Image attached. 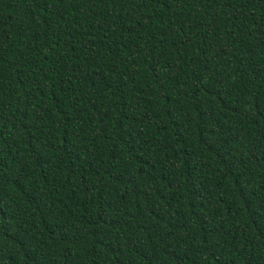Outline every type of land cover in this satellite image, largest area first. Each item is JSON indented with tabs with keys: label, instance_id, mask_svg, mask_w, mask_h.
<instances>
[{
	"label": "trees",
	"instance_id": "16d2710c",
	"mask_svg": "<svg viewBox=\"0 0 264 264\" xmlns=\"http://www.w3.org/2000/svg\"><path fill=\"white\" fill-rule=\"evenodd\" d=\"M0 264H264V0H0Z\"/></svg>",
	"mask_w": 264,
	"mask_h": 264
}]
</instances>
